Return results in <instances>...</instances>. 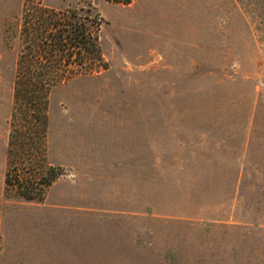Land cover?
Segmentation results:
<instances>
[{"label": "rangeland", "instance_id": "obj_1", "mask_svg": "<svg viewBox=\"0 0 264 264\" xmlns=\"http://www.w3.org/2000/svg\"><path fill=\"white\" fill-rule=\"evenodd\" d=\"M23 0H0V264H264V0L90 5L106 68L47 93L41 200L4 193Z\"/></svg>", "mask_w": 264, "mask_h": 264}, {"label": "trees", "instance_id": "obj_2", "mask_svg": "<svg viewBox=\"0 0 264 264\" xmlns=\"http://www.w3.org/2000/svg\"><path fill=\"white\" fill-rule=\"evenodd\" d=\"M101 21L90 5L52 7L41 0L22 1L5 147V194L41 200L45 188L62 173L44 159L47 93L57 83L106 68L98 42Z\"/></svg>", "mask_w": 264, "mask_h": 264}]
</instances>
